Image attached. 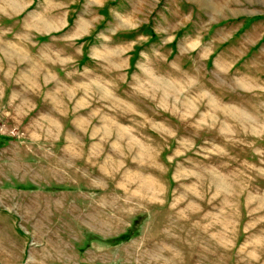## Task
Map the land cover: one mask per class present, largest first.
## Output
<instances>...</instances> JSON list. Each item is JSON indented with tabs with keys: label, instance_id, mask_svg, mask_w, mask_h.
Here are the masks:
<instances>
[{
	"label": "rangeland",
	"instance_id": "rangeland-1",
	"mask_svg": "<svg viewBox=\"0 0 264 264\" xmlns=\"http://www.w3.org/2000/svg\"><path fill=\"white\" fill-rule=\"evenodd\" d=\"M163 262L264 264V0H0V264Z\"/></svg>",
	"mask_w": 264,
	"mask_h": 264
},
{
	"label": "crops",
	"instance_id": "crops-1",
	"mask_svg": "<svg viewBox=\"0 0 264 264\" xmlns=\"http://www.w3.org/2000/svg\"><path fill=\"white\" fill-rule=\"evenodd\" d=\"M21 188V189H23V190H25L26 188H28V189H34L35 188V185H30V187H28L27 185H25V184H19V185H17V188ZM8 211V210H7ZM9 212V211H8ZM12 213H15V212H13L12 211ZM11 220V222H10V225H15L16 224V221H14L12 218L10 219ZM152 256L150 257V259L152 260ZM154 259V258H153ZM163 264H165V262H163ZM167 264V263H166ZM168 264H170V262H168Z\"/></svg>",
	"mask_w": 264,
	"mask_h": 264
}]
</instances>
